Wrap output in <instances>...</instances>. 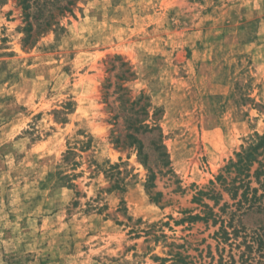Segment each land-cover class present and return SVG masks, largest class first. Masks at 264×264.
Wrapping results in <instances>:
<instances>
[{
    "label": "rangeland",
    "instance_id": "rangeland-1",
    "mask_svg": "<svg viewBox=\"0 0 264 264\" xmlns=\"http://www.w3.org/2000/svg\"><path fill=\"white\" fill-rule=\"evenodd\" d=\"M67 1L0 0V264H257L264 0Z\"/></svg>",
    "mask_w": 264,
    "mask_h": 264
},
{
    "label": "trees",
    "instance_id": "trees-1",
    "mask_svg": "<svg viewBox=\"0 0 264 264\" xmlns=\"http://www.w3.org/2000/svg\"><path fill=\"white\" fill-rule=\"evenodd\" d=\"M74 3V0H68L66 5L61 7V10L70 11V5ZM41 21L39 23V29L38 32H42L44 30H47L51 28L53 25H55L57 22L53 21L54 14L48 13L45 15H40ZM252 155H248L247 158L250 159ZM263 195H260L258 197H251L254 200H259L257 204H254V202L251 201V198L248 199L250 203L245 207V210L248 209H254L257 208V211L264 213V202L262 203L260 201L261 197ZM240 229H243L244 233V239L246 242V247L249 250H252L255 248V250L258 252V261L257 264H264V221H260V223L256 224L253 227L245 228V227H237V225L233 226L232 233L234 235L238 234ZM252 264V260L250 261Z\"/></svg>",
    "mask_w": 264,
    "mask_h": 264
}]
</instances>
